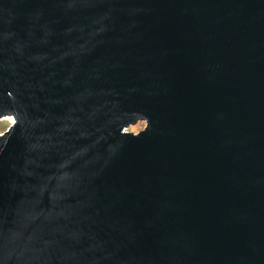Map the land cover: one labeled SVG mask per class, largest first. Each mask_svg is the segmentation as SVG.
<instances>
[{
  "label": "water",
  "instance_id": "95a60500",
  "mask_svg": "<svg viewBox=\"0 0 264 264\" xmlns=\"http://www.w3.org/2000/svg\"><path fill=\"white\" fill-rule=\"evenodd\" d=\"M6 116L0 264H264V0H0Z\"/></svg>",
  "mask_w": 264,
  "mask_h": 264
},
{
  "label": "rangeland",
  "instance_id": "374dc122",
  "mask_svg": "<svg viewBox=\"0 0 264 264\" xmlns=\"http://www.w3.org/2000/svg\"><path fill=\"white\" fill-rule=\"evenodd\" d=\"M9 116L4 117L0 119V133L4 132L8 126L11 124L10 120L8 119ZM145 127V121H138L136 124L130 125L129 127L126 128V131L130 132H138L142 130Z\"/></svg>",
  "mask_w": 264,
  "mask_h": 264
},
{
  "label": "bare ground",
  "instance_id": "6f19581e",
  "mask_svg": "<svg viewBox=\"0 0 264 264\" xmlns=\"http://www.w3.org/2000/svg\"><path fill=\"white\" fill-rule=\"evenodd\" d=\"M8 119L10 120V122H11V123H13V122H14V119H13V117L9 116V118H8Z\"/></svg>",
  "mask_w": 264,
  "mask_h": 264
}]
</instances>
